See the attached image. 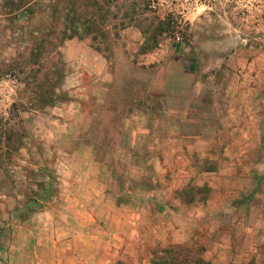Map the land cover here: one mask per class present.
Wrapping results in <instances>:
<instances>
[{
  "label": "rangeland",
  "instance_id": "rangeland-1",
  "mask_svg": "<svg viewBox=\"0 0 264 264\" xmlns=\"http://www.w3.org/2000/svg\"><path fill=\"white\" fill-rule=\"evenodd\" d=\"M127 26L139 32L135 49L118 36ZM71 34H87L107 61L101 101L85 103L105 111L85 125L104 146L97 185L123 200L163 194L174 177L190 200L208 196L203 214L141 218L140 246L118 264H264V131L246 101L264 94V0H0V217L20 220L57 198L38 115L71 103L61 87ZM213 177L228 184L214 198Z\"/></svg>",
  "mask_w": 264,
  "mask_h": 264
},
{
  "label": "crops",
  "instance_id": "crops-1",
  "mask_svg": "<svg viewBox=\"0 0 264 264\" xmlns=\"http://www.w3.org/2000/svg\"><path fill=\"white\" fill-rule=\"evenodd\" d=\"M118 36L127 48L135 49L141 42L139 32L133 26L121 29ZM62 48L67 61L61 87L70 93L71 103L54 104L51 111L38 115L43 120L38 138L44 140L52 152V165L59 174L58 199L27 211L20 220L12 217V212L9 218L1 215L0 264H118L126 248L140 246L141 230L144 228L146 232L147 228L144 225L140 227L141 218H152L153 213L162 214L165 210L175 214L182 207L191 209V214L204 212L199 202L205 201L208 196L199 198L197 194L190 200L185 183L179 185V179L174 177V185L169 186L167 192L158 194L159 197L154 193L155 189L146 197L138 190L119 200L107 190V185L105 191L97 185L105 161L96 151L104 149V146L98 143L97 138L85 136L89 129L85 125H90L89 121L103 114L105 116V111L100 112L94 107L101 101L97 93L105 82L107 61L102 50L89 44L87 34H71ZM88 98L94 101L91 109L85 108ZM246 101L247 112H251L249 117L258 119L254 132H263L264 94L251 93ZM251 102L257 103L256 114L248 105ZM134 112L139 113L137 118H141L140 111ZM132 132L138 133L139 130ZM228 133H237V127H230ZM235 178L238 177L231 179ZM213 179L212 190L208 188L213 193L212 198L220 194V187L228 188L225 178ZM251 179L255 182L258 177ZM137 180L128 179V182ZM139 180L156 182L153 177H139ZM200 186L210 185L202 182ZM252 188L256 189L255 186ZM149 201L157 203L154 209L147 208ZM178 229L183 231L188 227L185 225ZM184 238L173 236L170 240L177 242Z\"/></svg>",
  "mask_w": 264,
  "mask_h": 264
},
{
  "label": "built area",
  "instance_id": "built-area-1",
  "mask_svg": "<svg viewBox=\"0 0 264 264\" xmlns=\"http://www.w3.org/2000/svg\"><path fill=\"white\" fill-rule=\"evenodd\" d=\"M147 2H148V6L156 7L159 4H164L165 0H147ZM176 38H177V36H176Z\"/></svg>",
  "mask_w": 264,
  "mask_h": 264
},
{
  "label": "trees",
  "instance_id": "trees-1",
  "mask_svg": "<svg viewBox=\"0 0 264 264\" xmlns=\"http://www.w3.org/2000/svg\"><path fill=\"white\" fill-rule=\"evenodd\" d=\"M49 197H50V195H49ZM47 199H48V198H47ZM49 200H50V198L48 199V201H49ZM42 206H44V205H42ZM42 206H41V207H42ZM37 209H38V208H37ZM187 262H188V261H187ZM183 264H186V263H183Z\"/></svg>",
  "mask_w": 264,
  "mask_h": 264
}]
</instances>
